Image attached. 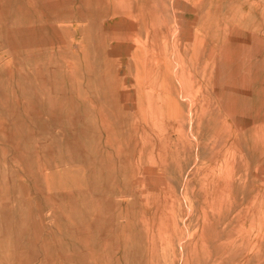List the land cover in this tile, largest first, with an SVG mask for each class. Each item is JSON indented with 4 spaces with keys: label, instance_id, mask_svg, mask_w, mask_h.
<instances>
[{
    "label": "rangeland",
    "instance_id": "374dc122",
    "mask_svg": "<svg viewBox=\"0 0 264 264\" xmlns=\"http://www.w3.org/2000/svg\"><path fill=\"white\" fill-rule=\"evenodd\" d=\"M0 264H264V0H0Z\"/></svg>",
    "mask_w": 264,
    "mask_h": 264
},
{
    "label": "bare ground",
    "instance_id": "6f19581e",
    "mask_svg": "<svg viewBox=\"0 0 264 264\" xmlns=\"http://www.w3.org/2000/svg\"><path fill=\"white\" fill-rule=\"evenodd\" d=\"M137 11H138V9H137ZM226 21V20H225ZM144 22V21H143ZM223 23H225L226 24V22H223ZM194 24H195V22H194ZM138 25H139V23H138ZM145 28V27H144ZM192 29V28H191ZM226 29V28H225ZM203 39V38H202ZM205 40V39H204ZM215 44V43H214ZM214 54V53H213ZM212 58V57H211ZM174 71V70H173ZM176 71V70H175ZM123 75V74H122ZM123 77L124 76H122V79H123ZM176 77V76H175ZM176 79V78H175ZM120 81V80H119ZM124 81V80H123ZM160 84V83H159ZM159 86V85H158ZM181 88V87H180ZM126 90V89H125ZM124 91V90H123ZM212 91V90H211ZM128 95V94H127ZM158 95V94H157ZM202 95V94H201ZM126 96V95H125ZM180 98V97H179ZM181 99V98H180ZM123 100H124V98H123ZM125 101V100H124ZM184 101V100H183ZM190 101V100H189ZM137 102V101H136ZM193 105V104H192ZM189 106H191V103H190V105ZM192 107V106H191ZM157 110V109H156ZM186 110V109H185ZM187 111H189V110H187ZM162 113V112H161ZM188 114H189V112H188ZM191 114V113H190ZM188 117H190V116H188ZM230 117V116H229ZM191 118V117H190ZM190 120V119H189ZM192 120V119H191ZM190 127V126H189ZM191 129V128H190ZM240 130V129H239ZM241 131V130H240ZM240 131H239V133H240ZM189 132V131H188ZM189 133H192V132H189ZM242 133V132H241ZM193 134V133H192ZM195 134H196V132H195ZM194 134V135H195ZM245 135V134H244ZM187 136V135H186ZM190 136V135H189ZM191 137H193L192 135H191ZM244 138V137H243ZM191 140H193L192 138H191ZM245 140V139H244ZM194 141H195V139H194ZM199 141V140H198ZM196 142V141H195ZM247 142V141H246ZM196 145V144H195ZM197 146V145H196ZM248 148V147H247ZM244 149V148H243ZM232 154V153H231ZM228 155H229V153H228ZM228 157V156H227ZM233 158H235V156L233 157ZM223 161H224V159H223ZM226 164V163H225ZM220 168H222V167H220ZM226 168V167H225ZM216 169V168H215ZM223 169H224V167H223ZM228 170H229V168H228ZM225 171V170H224ZM226 171H227V169H226ZM225 171V172H226ZM218 172V171H217ZM227 173V172H226ZM228 176V175H227ZM252 176H254V175H252ZM222 255V254H221ZM222 257V256H221ZM225 260V259H224ZM222 263V262H221Z\"/></svg>",
    "mask_w": 264,
    "mask_h": 264
}]
</instances>
